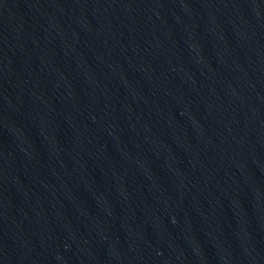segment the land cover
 <instances>
[{"label":"water","instance_id":"95a60500","mask_svg":"<svg viewBox=\"0 0 264 264\" xmlns=\"http://www.w3.org/2000/svg\"><path fill=\"white\" fill-rule=\"evenodd\" d=\"M0 264H264V0H0Z\"/></svg>","mask_w":264,"mask_h":264}]
</instances>
